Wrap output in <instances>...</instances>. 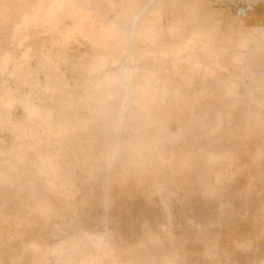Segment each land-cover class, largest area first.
<instances>
[{"label": "bare ground", "instance_id": "6f19581e", "mask_svg": "<svg viewBox=\"0 0 264 264\" xmlns=\"http://www.w3.org/2000/svg\"><path fill=\"white\" fill-rule=\"evenodd\" d=\"M217 1L0 0V264H216L260 246L264 0ZM98 205L150 215L100 231Z\"/></svg>", "mask_w": 264, "mask_h": 264}, {"label": "rangeland", "instance_id": "374dc122", "mask_svg": "<svg viewBox=\"0 0 264 264\" xmlns=\"http://www.w3.org/2000/svg\"><path fill=\"white\" fill-rule=\"evenodd\" d=\"M232 2L230 1V0H218L217 2H216V7L217 8H219V9H226V10H229L230 9V11H232L234 8H233V6L232 5H230ZM229 8V9H228ZM259 52V53H258ZM257 53H258V55L259 54H262L261 53V50H259ZM256 53V54H257ZM259 69H260V71L264 74V65H261L260 67H259ZM259 94H260V92L259 91H257ZM262 95V94H261ZM17 107H14V109H16ZM14 109H13V111H14ZM16 110H18V112H19V115H22V110L21 109H19V108H17ZM6 134V136L4 135L3 136V140H5V142H8L9 141V139H10V136H9V134L6 132L5 133ZM175 200V199H174ZM175 203H176V205L178 206V204H177V201H175ZM183 206H185V205H183ZM201 205H199V206H196V207H198V208H196V207H194V208H188L187 206L184 208L185 210L183 211V213H184V217H183V219H182V215L180 216V218H179V222L181 221V222H185V220L186 221H188V219L189 218H194V220H196V218L198 219L200 216H201V214L199 213V211H201L202 210V208H203V206H201ZM98 207L100 208V206L98 205ZM201 209H200V208ZM96 208V209H95ZM93 209V210H92ZM137 209H139L140 210V208L138 207H136V205L135 206H133V211H131L130 212V219H128L129 217L126 215V214H124V215H122V214H119V216H118V219H116L117 218V216H115L116 214H114V213H112V212H109L110 210L108 209V211H105L104 210V208H100V209H98L97 207H90L89 209H88V211H87V214L89 215H87L88 216V225H89V227H91V228H99V230L100 231H104L105 230V228H106V224L109 222V221H112L113 219L114 220H117L116 222H117V227H119V230L121 229L123 232H125V233H131V232H129V231H133V230H135L139 225H140V223L143 221V220H145V219H147V218H149V216L148 215H150L149 213L147 214V213H140V211H138ZM188 209H190V210H188ZM91 210V211H90ZM99 210V211H98ZM105 212H104V211ZM188 210V211H187ZM195 210V211H194ZM198 210V211H197ZM98 211V212H97ZM198 213H197V212ZM109 212V213H108ZM139 212V213H138ZM112 213V214H111ZM188 215H187V214ZM190 213V214H189ZM113 214H114V216H113ZM134 214V215H133ZM139 214H141V216L139 215ZM147 214V215H146ZM120 215H122V216H124L123 218H121L122 216H120ZM133 215V216H132ZM109 216V218H111V220L109 219V218H107ZM128 218H127V217ZM140 216V217H139ZM143 216H145V218L143 217ZM147 216V217H146ZM189 217V218H188ZM93 218H94V220H93ZM113 218V219H112ZM119 218H121V219H119ZM90 220V221H89ZM97 220V221H96ZM106 220V221H105ZM133 221V222H131V221ZM93 223H92V222ZM124 221V222H123ZM127 221V222H126ZM130 222V225H129V222ZM137 221H139V222H137ZM126 222V223H125ZM135 222V223H134ZM121 225H120V224ZM124 223H125V225H124ZM127 223H128V225H127ZM134 224V225H133ZM127 226V227H126ZM132 226H134V227H132ZM129 228V229H128ZM136 231V230H135ZM259 245L260 246H258V247H256V246H253L251 249L249 248L248 250H250V251H248L247 249H244V251L243 252H247V253H244L245 254V256L247 255L249 258H245V259H243L242 257H244V255H243V253L242 254H240L239 253V251H235L234 253H235V256H234V254H232L234 257L232 258V260L234 259V261H232V262H228L229 264H243V263H245V264H264V238H262V240L260 241V243H259ZM261 247V248H260ZM259 249V250H258ZM245 250H247V251H245ZM262 250V251H261ZM255 251H257V252H255ZM238 252V253H237ZM250 252H252V253H250ZM250 253V254H249ZM251 254H252V256H251ZM231 255V254H230ZM232 255H231V257H232ZM240 255V256H239ZM243 255V256H242ZM246 256V257H247ZM242 259H241V258ZM239 258V259H238ZM256 258V259H255ZM252 259V260H251ZM246 260V261H245ZM249 260V261H248ZM254 260V261H253ZM257 260V261H256ZM245 261V262H244ZM227 262H226V260L225 259H223L222 261H220V263H218V262H216V264H228Z\"/></svg>", "mask_w": 264, "mask_h": 264}]
</instances>
